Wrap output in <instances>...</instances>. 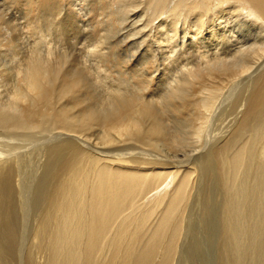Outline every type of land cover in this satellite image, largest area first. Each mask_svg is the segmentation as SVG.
<instances>
[{
    "label": "bare ground",
    "instance_id": "1",
    "mask_svg": "<svg viewBox=\"0 0 264 264\" xmlns=\"http://www.w3.org/2000/svg\"><path fill=\"white\" fill-rule=\"evenodd\" d=\"M63 1L40 0L39 7L54 19ZM92 1L106 36H90L88 64L67 66L65 54L53 58L36 42L25 66L20 41H0V104L13 88H39L22 119H0V264H15L23 250L21 264H203L200 243L190 238L214 214L213 261L264 264V0ZM131 16L138 18L134 42L147 29L154 34L160 53L146 49L150 59L185 62L163 85L138 75L143 65L108 77L114 56L105 39ZM229 24L244 45L236 46ZM92 79L111 84L98 90ZM170 113L174 130L162 120ZM214 116L226 131L213 129L218 136L203 158L183 163L159 154L160 144L174 154L201 148Z\"/></svg>",
    "mask_w": 264,
    "mask_h": 264
},
{
    "label": "rangeland",
    "instance_id": "2",
    "mask_svg": "<svg viewBox=\"0 0 264 264\" xmlns=\"http://www.w3.org/2000/svg\"><path fill=\"white\" fill-rule=\"evenodd\" d=\"M39 1L40 0H0V41H3V39H5L6 36H8L7 39H11V41L14 39L15 40L17 39L22 44V47L24 49V56L28 55V53L31 50V47L28 46V44H33V43L37 42V45H36L37 48L50 49L52 52H54L53 58L56 57V59H57V52H58V54H61V53L65 54L67 56V60H68L67 64H66L67 66L75 65L78 63H87L88 64L89 60L91 61L93 59L92 51L94 52V49L92 46L93 42L90 41V36L94 37L95 38L94 40H96V38L98 39L97 36L103 35L105 32L103 29L104 27H102L98 24L102 18L97 13H95L94 11H92L90 9V5L92 4L93 1L92 0H64L61 3V5L59 6L58 12L57 11L54 12V19L55 20L50 17V15L52 13L50 10L45 11L39 7ZM111 11H114V4H111L109 7V12H111ZM55 14H58V15H55ZM55 16L56 17L59 16V17L56 18ZM45 18H47L46 21H45ZM60 19L67 20L68 23L63 25L64 23H63V21H60ZM132 19L134 21H132ZM136 19H138L137 16L136 17H133V16L129 17V19H127L128 25H126L122 29H118V30L115 29V32L111 33L110 37L107 35V37H109V38L106 37V39H105V42L103 45L105 52L109 53V51H110L112 53V55L114 56L113 60H110V61H112V63L108 62V64H110V66L108 65V77H112V76L115 77V75L117 77H119L118 73H121L125 67H127V68L130 67L131 71H133V69L134 68L136 69L137 66H138V68L136 70L139 69V66L143 65V68L140 69V72H138L137 74L138 75L150 74L149 77H150L152 83L154 82L155 85L158 84L159 86L161 84L163 85V83H164L163 81H164L165 76H169L170 73H172V72H178V70H180V68L183 67L185 62L181 61L179 63V61H177L176 63H169L170 59H168L167 57L164 58V55H159L160 51H158V49L156 48L155 37H154V34L151 32V29H147V36H144L141 39V40H143V42H140V40L139 41L137 40L138 41V42L136 41L137 43L134 42L138 37L131 36V34L133 33V29L135 28V26L132 25V23L137 21ZM34 20H35V22H34ZM233 20H234V18L231 19V21H232L231 23L235 22ZM35 23L40 29L38 27H36V28L34 27ZM40 23H42V25ZM45 24H46V27H45ZM136 24H137V22H136ZM32 25H33V28H32ZM98 26H100V29L98 28ZM229 26H230L229 28H231V29L234 28L233 34L235 36H237V30L235 29L234 24H232V25L229 24ZM56 27L58 29H56ZM68 27H70V29ZM132 27H133V29H132ZM43 28H45V31ZM54 28L57 30V32H56V30H53ZM130 28L132 29L131 31H130ZM73 29H74V31H73ZM38 30L39 31L42 30L41 31L42 34L41 33L39 34ZM64 30H66V31L68 30L67 32L69 34H71V36L62 35ZM127 30L129 32L125 33V32H127ZM23 31L24 32L26 31V32L24 33ZM49 31H51V32H49ZM44 33L48 36H46ZM47 33H49V34H47ZM122 33H124V34H122ZM120 34H122V35H120ZM123 35H124V37H123ZM22 36H23V38H22ZM45 36H46V38H49L51 36L50 37L51 40L49 39L50 40L49 41L48 39L45 38ZM104 36H106V34H104ZM239 36H241V34H238V36H237L238 39H239ZM131 37H133L134 40ZM241 38L236 41L237 47L240 46V44L241 45L245 44V42H243L245 39L243 37H241ZM28 39L30 42L26 41ZM39 39H41V40H39ZM42 39L43 40L46 39V40L43 42ZM107 39H109V40H107ZM126 39H128V40H126ZM125 40H126V43H125ZM31 41H33V42H31ZM122 41H124V42H122ZM122 43H124V44H122ZM110 44H111V46H110ZM225 45L228 46L227 44H225ZM104 46H106V47H104ZM135 47H137V48H135ZM7 48H8V46H2L1 47L2 50H5ZM89 49H91L92 51L91 50L89 51ZM146 49H152V50L157 49V52H159L157 54L159 56L156 54V56H158V57H156L155 60L150 59L148 57V54L146 53ZM135 50H137V51H135ZM133 51L135 53H133ZM142 56L145 58L142 59L143 58ZM8 57L10 58V60L13 59L10 56H8ZM18 57H21L19 52H18ZM86 58L88 61L85 60ZM161 58H163L164 60ZM166 59H168V60H166ZM149 62H152L153 65H155V64L156 65L153 66L152 64H148ZM138 63H139V65H138ZM144 66H146V67H144ZM147 66H149V67H147ZM156 67H158V68L160 67V68L158 69ZM162 68H163V70H162ZM175 68H176V70H175ZM167 69L169 72L167 71ZM136 70H135V72H136ZM166 73L167 74L169 73V74L167 75ZM92 74H93V72L90 73V75H92ZM133 74L130 77L133 78L134 79L133 82H135L136 79L133 77L134 76ZM96 76L97 77L99 76L100 78L102 77L101 75H96ZM88 77L91 78L90 76H88ZM160 78H162L163 80ZM101 79L104 80V78H101ZM100 81H99V79H98V81L92 79L91 83L94 85H98V87H97L98 90H101L103 87H108L111 84V83L103 82L100 85L99 84ZM79 94H80V92H77V95H79ZM128 96H130V95H128ZM188 111L189 110L186 111V114L188 113ZM183 112L184 111H182V114H183ZM195 113L197 115V112H195ZM217 116H214L213 122L214 121L215 122L214 123L212 122L213 127H210V133L209 134L212 136H210V135L204 136L201 148L195 147V148H192V150H191V148H188V147L182 148L183 150L180 149V151L178 153L174 154V153H170V151L167 149L166 146L160 144L161 145L160 150L162 151V153L159 152V154L160 155H162V154L163 155H169L170 154L171 156H173V158L175 157L180 162L181 161L182 162L183 161L184 162H188V161H191V162L194 161L195 162L196 159L203 158V156L206 154L205 152H207L208 145L211 146L213 144V142L216 141L215 140L216 136H218L217 134H215L213 129L214 130L216 129V131L220 130V133L226 131V129L221 125V121L218 120ZM215 118H217V119H215ZM171 119H173V120H171ZM162 120L164 121V123L166 122L165 124L167 125V127L169 129L174 130L173 128L178 126L177 122L174 121L175 119H174V116L172 113L167 114L164 117L162 115ZM168 120H170V121H168ZM214 127H216V128H214ZM179 129L181 131H185L182 127H179ZM222 129H224V130H222ZM190 131H189V128L186 129V132H188L189 136H190ZM211 132H212V134H211ZM91 140L92 139H90V141ZM180 153H182V154H180ZM207 187L209 188V190L207 189L208 192L212 189L209 192V194L211 193L210 196L214 202V203H212V208H216L217 207V201H216L217 198L215 196L216 195L215 191H213L214 188L211 186V184L207 185ZM213 194H215V195H213ZM212 195L215 198H213ZM211 217L212 218L210 219V221H208L210 224L208 223L207 227H205L204 230L201 232L199 231L200 229L198 230L199 232L195 231L197 234H195V232H194L192 234V237L190 238V239L195 238L194 239L195 241H196V239H198V243H200V244H198V246L200 247V250H202V251H200L198 249V252L200 251V253H203V252L205 253V254L203 253V255L198 253V257H199L198 260L201 258V260L204 262L203 264H216L215 261H216V254H217L216 250L217 249H215V247L217 248V242L216 241L218 238L217 226L219 225V218L216 217L215 214ZM29 219H30V222H29ZM31 219H32L31 216H29L24 221V224H25L24 230L26 232L23 233L24 236L22 235L21 241L26 243V245H29L31 242V239H32V229H33L34 224L32 221L33 219L32 220ZM195 222L196 221H194V223ZM209 226H210V228H209ZM201 229H203V228H201ZM216 235H217V237H216ZM213 237L216 239H213ZM207 239H209V240H207ZM201 246H203L204 249ZM24 253H25L24 250L22 251V254L19 253L18 259L16 260V262H13V263L21 264L23 257H24ZM203 256H204V258H203ZM213 257H214V259H213ZM204 259H206V260H204ZM213 260H215V261H213ZM40 261H43V260H40Z\"/></svg>",
    "mask_w": 264,
    "mask_h": 264
},
{
    "label": "clouds",
    "instance_id": "3",
    "mask_svg": "<svg viewBox=\"0 0 264 264\" xmlns=\"http://www.w3.org/2000/svg\"><path fill=\"white\" fill-rule=\"evenodd\" d=\"M33 53L29 52L25 60V66L28 60L31 59ZM39 95V88L33 89L29 87L25 94H20L15 88L10 92L6 101L0 104V119L15 118L22 119L24 117L23 108L27 106L32 100H35Z\"/></svg>",
    "mask_w": 264,
    "mask_h": 264
}]
</instances>
